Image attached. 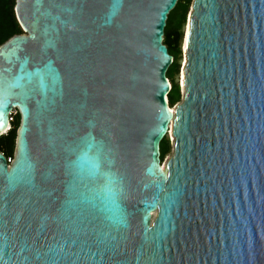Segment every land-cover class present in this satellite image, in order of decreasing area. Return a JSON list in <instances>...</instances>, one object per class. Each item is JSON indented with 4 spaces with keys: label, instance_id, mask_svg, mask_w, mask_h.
Listing matches in <instances>:
<instances>
[{
    "label": "water",
    "instance_id": "water-1",
    "mask_svg": "<svg viewBox=\"0 0 264 264\" xmlns=\"http://www.w3.org/2000/svg\"><path fill=\"white\" fill-rule=\"evenodd\" d=\"M177 3L16 0L23 33L0 46V136L21 115L13 161L0 152V264H264V0H193L171 105Z\"/></svg>",
    "mask_w": 264,
    "mask_h": 264
},
{
    "label": "trees",
    "instance_id": "trees-1",
    "mask_svg": "<svg viewBox=\"0 0 264 264\" xmlns=\"http://www.w3.org/2000/svg\"><path fill=\"white\" fill-rule=\"evenodd\" d=\"M181 1L183 0H178L175 9L168 15L164 36V43L167 45L169 53L174 56V62L167 72V76L172 82V89L169 94V102L171 105H174L181 100L178 81L174 78V76L175 74H179L180 69L179 55L181 54L182 30L185 24L187 9L184 10L182 28L171 30L173 13L175 11L177 12L179 10H183V3ZM189 2L190 0L187 1V3ZM15 3L16 0H0V46L14 35L23 33L15 15ZM12 118L13 121L11 122V129L6 134L0 136V152L4 153L7 158L13 157V152L15 151L16 147L17 132L21 123L20 113L18 121H15L14 116H12ZM168 150V137H166L161 142L162 160L167 154Z\"/></svg>",
    "mask_w": 264,
    "mask_h": 264
},
{
    "label": "rangeland",
    "instance_id": "rangeland-1",
    "mask_svg": "<svg viewBox=\"0 0 264 264\" xmlns=\"http://www.w3.org/2000/svg\"><path fill=\"white\" fill-rule=\"evenodd\" d=\"M187 1L188 0L181 1L183 3V10H179L177 12L175 11L173 13V17H172L173 21H172V24H171V30H177L179 28H182L184 10L187 9L186 16H188V14H189V12L191 10V7H192V3H193V0H190L189 3H187ZM183 62H184V55H183V51H182V48H181V54L179 55V63H180L179 68L180 69H182ZM174 78L178 81L179 90H180V96H181V99H182L183 93H184V88L182 87V84L179 81V74L178 75L175 74ZM12 116L15 117V121H18V119H19V111L18 110H14ZM11 125H12V123H11ZM174 143L175 142L172 139V136L171 135L168 136V147H169V150H168L167 154L165 155V157L163 158V164L172 155L173 150H174ZM13 158H14V156H13Z\"/></svg>",
    "mask_w": 264,
    "mask_h": 264
},
{
    "label": "bare ground",
    "instance_id": "bare-ground-1",
    "mask_svg": "<svg viewBox=\"0 0 264 264\" xmlns=\"http://www.w3.org/2000/svg\"><path fill=\"white\" fill-rule=\"evenodd\" d=\"M189 15V14H188ZM186 26H187V29H186V33H188V30H189V24L187 23L186 24ZM187 37V36H186ZM183 51H184V53L186 54V45L184 44V46H183ZM184 54V62H183V66H182V71H181V74H180V76H179V81H180V83L182 84V87L184 88V83H183V81H184V78H185V76H184V72H183V68H184V65L186 64V55ZM10 126H11V123H10ZM9 126V127H10ZM8 131V130H7ZM6 131V132H7ZM5 132V133H6ZM172 136V132H170V134H169V136ZM172 139L175 141V139H174V137L172 136ZM164 165V164H163Z\"/></svg>",
    "mask_w": 264,
    "mask_h": 264
},
{
    "label": "built area",
    "instance_id": "built-area-1",
    "mask_svg": "<svg viewBox=\"0 0 264 264\" xmlns=\"http://www.w3.org/2000/svg\"><path fill=\"white\" fill-rule=\"evenodd\" d=\"M11 116H12V115H10V122L13 121V118H12ZM10 129H11V126L8 128V131H9ZM8 131H7V132H8ZM7 132H6V133H7ZM168 132H170V131H168ZM12 160H13L12 158H8V162H9V163H11Z\"/></svg>",
    "mask_w": 264,
    "mask_h": 264
},
{
    "label": "flooded vegetation",
    "instance_id": "flooded-vegetation-1",
    "mask_svg": "<svg viewBox=\"0 0 264 264\" xmlns=\"http://www.w3.org/2000/svg\"><path fill=\"white\" fill-rule=\"evenodd\" d=\"M15 150H16V147H15ZM13 156H15V151L13 152ZM12 159H14L13 157H11ZM13 161V160H12Z\"/></svg>",
    "mask_w": 264,
    "mask_h": 264
}]
</instances>
